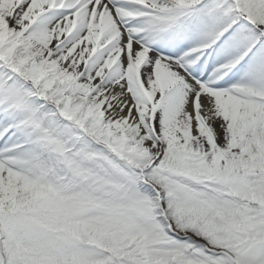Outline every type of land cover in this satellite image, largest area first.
Wrapping results in <instances>:
<instances>
[{
	"label": "snow or ice",
	"instance_id": "6c2138e0",
	"mask_svg": "<svg viewBox=\"0 0 264 264\" xmlns=\"http://www.w3.org/2000/svg\"><path fill=\"white\" fill-rule=\"evenodd\" d=\"M0 264H264V0H0Z\"/></svg>",
	"mask_w": 264,
	"mask_h": 264
}]
</instances>
